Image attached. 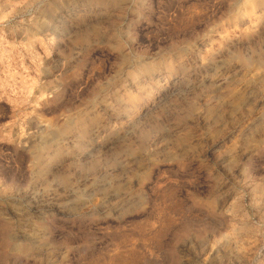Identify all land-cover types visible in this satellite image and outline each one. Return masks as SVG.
I'll use <instances>...</instances> for the list:
<instances>
[{
	"label": "rangeland",
	"instance_id": "rangeland-1",
	"mask_svg": "<svg viewBox=\"0 0 264 264\" xmlns=\"http://www.w3.org/2000/svg\"><path fill=\"white\" fill-rule=\"evenodd\" d=\"M0 264H264V0H0Z\"/></svg>",
	"mask_w": 264,
	"mask_h": 264
}]
</instances>
